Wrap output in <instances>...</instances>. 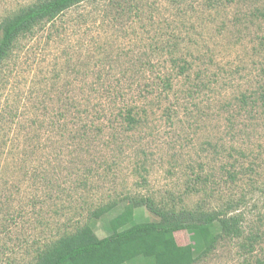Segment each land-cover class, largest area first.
Segmentation results:
<instances>
[{"label":"rangeland","instance_id":"1","mask_svg":"<svg viewBox=\"0 0 264 264\" xmlns=\"http://www.w3.org/2000/svg\"><path fill=\"white\" fill-rule=\"evenodd\" d=\"M32 1L0 0V17ZM141 1L139 16L116 12V0L71 7L21 37L4 62L0 264L33 262L39 247L129 195L220 209L245 190L247 205L232 210L244 214L242 234L221 239L195 264H264V167L255 191L248 177L230 182L221 172L224 163L240 171L249 159L244 152L264 160V123L231 122L235 108L221 109L242 92H261L264 17L256 11L264 0ZM167 77L171 87H159ZM122 108H133L140 122L118 117ZM10 111L23 116L13 122ZM82 124L101 130L89 141L73 140ZM45 164L60 175L59 191L31 177ZM192 169L214 177L206 195L190 189L200 186L190 181ZM122 205L99 219V237L109 234L107 220ZM176 237L191 242L187 232Z\"/></svg>","mask_w":264,"mask_h":264},{"label":"trees","instance_id":"2","mask_svg":"<svg viewBox=\"0 0 264 264\" xmlns=\"http://www.w3.org/2000/svg\"><path fill=\"white\" fill-rule=\"evenodd\" d=\"M90 1L92 0H34L1 16L0 70L5 64L4 62L8 61L21 37L33 32L34 28L41 23L54 21L71 7ZM116 2L118 3L116 5H119L121 1L116 0ZM122 2L121 7L116 12L126 13L128 16H139L138 6L144 4L141 0H122ZM113 4L115 7L114 1ZM256 13H258L257 16L264 17V9H257ZM152 15L151 12V18ZM260 39L264 42V36ZM180 69H185L184 65H180ZM161 84L162 86L159 87L164 89L171 87L168 77L161 79ZM260 88V94L255 90L256 96L254 91L250 93L246 91L223 103L222 110L230 111L231 107L235 108L229 113L231 122L237 118L243 119L245 123L247 122L245 119L259 118L264 123V119L259 115L261 112L264 117V84L260 85ZM121 96L123 99L125 98L124 95ZM260 100H262V104H260ZM236 104L237 108L235 107ZM132 111L133 108H122L117 116L122 117L125 114V119L129 125H136L140 121L135 113L133 115ZM77 112L82 111L77 109ZM8 113L7 118L13 122H16L15 118L23 116V112L10 111ZM96 128H92V125L82 124L78 129L80 131L73 132L70 137L73 140L89 141L92 131L101 130ZM253 152L252 149L251 153ZM242 155L249 159L247 164H241L240 171L234 170V163H230V165L224 163L221 166L222 170H220L221 172L227 170L226 173L230 182H236L238 178L242 179L240 176L248 177L251 191H255L258 187L255 181L261 177L257 170L262 166L264 167V160L259 161L250 158L245 152ZM30 171L27 167L29 175ZM37 171H40L41 175ZM191 172L194 176L190 177L192 185L200 184V186L190 187V189L206 195L209 184L214 177L198 173L195 169H192ZM31 177L37 182L46 181L47 185L58 191L61 188L60 175L57 173L53 175L47 164L42 166V169H35ZM245 191L238 199L229 200L220 209H208L205 202H200L192 210L182 207V204L178 208L179 204L169 202L166 197L158 202L151 195L143 197L129 195L121 201H114L93 210L89 220L82 226H77L74 230H67L58 238L39 247L34 261L29 264H195L203 256L210 253L221 239H234L242 234L244 214L241 211L232 213V210L247 205L248 194ZM171 198L172 201H175L173 195ZM118 203L123 204L122 210L107 220L105 225L109 234L105 237H99L95 232L97 222L104 215L114 210ZM143 208L146 210L142 217L140 210ZM178 232H187L191 242H178L176 237ZM259 238H261L259 235L250 237L251 240L254 239V242ZM254 242L249 244L248 250L253 248Z\"/></svg>","mask_w":264,"mask_h":264}]
</instances>
